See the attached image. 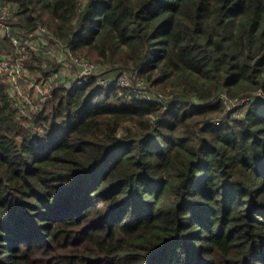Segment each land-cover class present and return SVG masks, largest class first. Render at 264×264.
<instances>
[{"label": "trees", "instance_id": "16d2710c", "mask_svg": "<svg viewBox=\"0 0 264 264\" xmlns=\"http://www.w3.org/2000/svg\"><path fill=\"white\" fill-rule=\"evenodd\" d=\"M0 3L13 32L155 88L102 72L21 117L0 82V264H264V0Z\"/></svg>", "mask_w": 264, "mask_h": 264}, {"label": "built area", "instance_id": "2783aa9c", "mask_svg": "<svg viewBox=\"0 0 264 264\" xmlns=\"http://www.w3.org/2000/svg\"><path fill=\"white\" fill-rule=\"evenodd\" d=\"M12 12L9 6H5L0 3V37L2 39L8 38L14 47V52L3 54L0 56V82L6 86L7 94L13 101V105L17 108L21 117H30L37 114L39 110L45 104L47 98L51 95L54 89L52 86L53 81L49 78H44L41 81L31 80V89L37 92V97H39V102L35 101V97L32 94L26 93L23 82L29 77L28 72V60L35 54H39L37 51L38 47L42 44H47L46 38L49 31L46 27H40L35 33H21L25 37L18 36L14 34L9 21L12 19ZM42 43V44H41ZM67 51V50H66ZM77 58V63L82 67L85 72V78L83 81L79 82L77 85L80 86L86 82L95 79L94 76H98L99 72L96 71L98 68L94 64L89 62H82ZM130 78L127 74H121V76L116 80L112 81L110 78L99 79V85L103 88H119L120 90L131 88ZM144 84V83H143ZM140 100H152V94L147 91L146 87L138 91ZM220 99H223L227 106L229 112H234L238 105L233 104L230 107V103L244 101L246 99L229 100L226 95H221ZM249 102V99L247 103ZM243 105V104H242ZM222 121L218 120L215 122L216 125H220Z\"/></svg>", "mask_w": 264, "mask_h": 264}, {"label": "rangeland", "instance_id": "374dc122", "mask_svg": "<svg viewBox=\"0 0 264 264\" xmlns=\"http://www.w3.org/2000/svg\"><path fill=\"white\" fill-rule=\"evenodd\" d=\"M15 33L18 36L25 37L18 30H14V34ZM38 49L39 50L37 52L39 53L42 61L44 62V68H47L46 66L51 65V63L59 65L58 72L53 74L51 77H49V79H52L53 81L52 86H54V89L57 87L71 88L73 85L75 84L77 85L79 82L84 80L85 76L83 75H85V72L82 69V67L78 65L79 63L76 62L77 58L70 57L69 56L70 54L67 53L65 50H63V48H59L55 43L51 41L49 43L48 41L47 44L40 45ZM80 59L85 60L82 62H89L90 64H94L95 66H97L98 69L96 71H98L99 74L102 72H106L104 73L103 78L106 79L110 78L112 81H116L121 76V74H127V76L130 78V82H131L130 86H135L140 91L142 90L143 87H146L149 93H151V91L155 92V88L150 87L149 84H146L142 80L140 81L138 80V82L135 84V78L132 77L127 72L120 71L117 65L107 64V66H103L84 57ZM37 78H39L38 75L36 78L32 75L31 76L29 75V77L27 76V79L23 82L22 86H24V90L26 91V93L32 94V96L35 97V101L39 102V97H37L39 93L37 94V92H35L34 89H31L32 87L30 83V81L33 79L37 81ZM260 93L261 92L257 94L258 96L257 100L259 101H261ZM243 99L246 100L244 101L240 100V102H235V100H233V102L235 103L229 104L231 105L230 107H233V104H235L238 105V108H240L239 111L236 110L234 111L233 114L235 117L236 116L242 117L247 108L248 98H243Z\"/></svg>", "mask_w": 264, "mask_h": 264}]
</instances>
